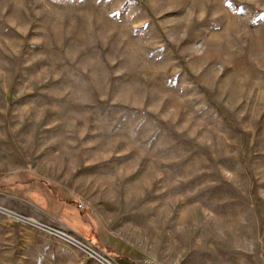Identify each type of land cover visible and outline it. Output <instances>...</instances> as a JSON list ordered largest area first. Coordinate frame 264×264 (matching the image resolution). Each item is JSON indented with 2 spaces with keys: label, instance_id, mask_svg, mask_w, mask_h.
I'll return each instance as SVG.
<instances>
[{
  "label": "rangeland",
  "instance_id": "obj_1",
  "mask_svg": "<svg viewBox=\"0 0 264 264\" xmlns=\"http://www.w3.org/2000/svg\"><path fill=\"white\" fill-rule=\"evenodd\" d=\"M68 238L264 264V0H0V264Z\"/></svg>",
  "mask_w": 264,
  "mask_h": 264
},
{
  "label": "bare ground",
  "instance_id": "obj_2",
  "mask_svg": "<svg viewBox=\"0 0 264 264\" xmlns=\"http://www.w3.org/2000/svg\"><path fill=\"white\" fill-rule=\"evenodd\" d=\"M26 223H30L31 224V222H26ZM33 224H35V223H33ZM55 233H56V236H59V237H63L65 235V234L63 235V233H61V232H55ZM68 242H70L74 246H77V247H79L81 249H84V250L86 249L88 252H90L92 255H94L102 264H112L110 261L105 259L103 256L99 255L98 253H96L92 249L88 248L84 244H81V243H79L76 240L71 239V238H68Z\"/></svg>",
  "mask_w": 264,
  "mask_h": 264
},
{
  "label": "water",
  "instance_id": "obj_3",
  "mask_svg": "<svg viewBox=\"0 0 264 264\" xmlns=\"http://www.w3.org/2000/svg\"><path fill=\"white\" fill-rule=\"evenodd\" d=\"M15 218L21 220V221L24 222V223H26V222H31V224L35 223V222H33V221L29 220V219H21L22 217H21V218L15 217ZM33 225H35V226H41V225H38L37 223H35V224H33ZM41 227H43V226H41ZM45 228L51 230V229L48 228V227H45Z\"/></svg>",
  "mask_w": 264,
  "mask_h": 264
},
{
  "label": "trees",
  "instance_id": "obj_4",
  "mask_svg": "<svg viewBox=\"0 0 264 264\" xmlns=\"http://www.w3.org/2000/svg\"><path fill=\"white\" fill-rule=\"evenodd\" d=\"M93 240H94V239L91 238V241H93ZM105 252H106L109 256H111V255L114 253L113 251L108 250V249H106Z\"/></svg>",
  "mask_w": 264,
  "mask_h": 264
}]
</instances>
